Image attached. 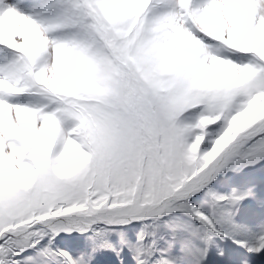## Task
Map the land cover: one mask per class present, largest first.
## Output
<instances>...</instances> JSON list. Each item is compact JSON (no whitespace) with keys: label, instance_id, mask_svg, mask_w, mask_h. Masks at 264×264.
<instances>
[{"label":"snow or ice","instance_id":"1","mask_svg":"<svg viewBox=\"0 0 264 264\" xmlns=\"http://www.w3.org/2000/svg\"><path fill=\"white\" fill-rule=\"evenodd\" d=\"M262 161L264 0H0V264L260 252L215 182Z\"/></svg>","mask_w":264,"mask_h":264},{"label":"rangeland","instance_id":"2","mask_svg":"<svg viewBox=\"0 0 264 264\" xmlns=\"http://www.w3.org/2000/svg\"><path fill=\"white\" fill-rule=\"evenodd\" d=\"M215 185L222 192L232 189L250 191V195L236 205L235 219L253 230L264 223V161L236 172L228 171L226 175L217 177ZM56 239L61 247L74 254L90 249L93 244L88 233L76 231L61 233ZM130 261V255L117 256L115 252L105 249L97 250L93 256V264H130ZM184 264H190V261L185 259ZM203 264H264V250L249 251L232 239L217 237L210 245Z\"/></svg>","mask_w":264,"mask_h":264}]
</instances>
